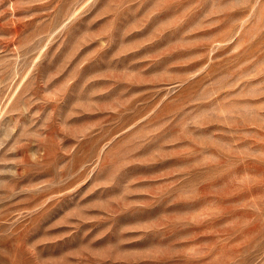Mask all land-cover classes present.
Masks as SVG:
<instances>
[{
	"label": "rangeland",
	"instance_id": "rangeland-1",
	"mask_svg": "<svg viewBox=\"0 0 264 264\" xmlns=\"http://www.w3.org/2000/svg\"><path fill=\"white\" fill-rule=\"evenodd\" d=\"M0 264H264V0H0Z\"/></svg>",
	"mask_w": 264,
	"mask_h": 264
}]
</instances>
